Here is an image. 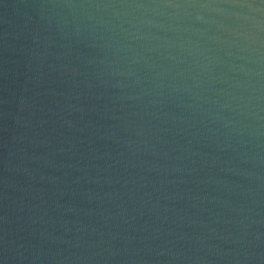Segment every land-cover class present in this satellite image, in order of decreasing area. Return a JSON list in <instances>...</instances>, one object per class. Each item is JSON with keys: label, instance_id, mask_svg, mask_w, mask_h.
Returning a JSON list of instances; mask_svg holds the SVG:
<instances>
[{"label": "water", "instance_id": "95a60500", "mask_svg": "<svg viewBox=\"0 0 264 264\" xmlns=\"http://www.w3.org/2000/svg\"><path fill=\"white\" fill-rule=\"evenodd\" d=\"M0 264H264V0H0Z\"/></svg>", "mask_w": 264, "mask_h": 264}]
</instances>
